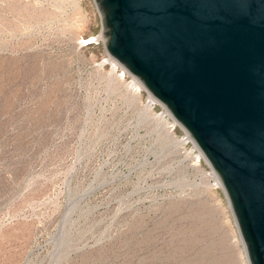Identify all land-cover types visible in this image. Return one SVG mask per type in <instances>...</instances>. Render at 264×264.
<instances>
[{
  "label": "rangeland",
  "instance_id": "1",
  "mask_svg": "<svg viewBox=\"0 0 264 264\" xmlns=\"http://www.w3.org/2000/svg\"><path fill=\"white\" fill-rule=\"evenodd\" d=\"M116 64L94 0H0V264H248L211 166Z\"/></svg>",
  "mask_w": 264,
  "mask_h": 264
},
{
  "label": "water",
  "instance_id": "2",
  "mask_svg": "<svg viewBox=\"0 0 264 264\" xmlns=\"http://www.w3.org/2000/svg\"><path fill=\"white\" fill-rule=\"evenodd\" d=\"M94 2L107 54L188 133L264 264V0Z\"/></svg>",
  "mask_w": 264,
  "mask_h": 264
},
{
  "label": "bare ground",
  "instance_id": "3",
  "mask_svg": "<svg viewBox=\"0 0 264 264\" xmlns=\"http://www.w3.org/2000/svg\"><path fill=\"white\" fill-rule=\"evenodd\" d=\"M112 59V58H111ZM117 64V66L119 65V66H121L118 62H116ZM113 65V64H112ZM122 68H123V70H125L126 72H128L123 66H121ZM114 69H115V67H114ZM123 70H122V72H123ZM129 73V72H128ZM131 87H133L135 90H137L138 92H139V90H140V88H142L143 87V85L133 76V80H132V83H131ZM150 96V100H149V102L147 103V105L145 106V108H146V110H150V106H151V104L150 103H152L153 101L154 102H157V99L156 98H154L152 95H149ZM162 110H164V113H166L169 117H171L172 118V120H171V122H170V124H168L167 122V118H165V117H163V115H159L158 116V119L160 120H158L160 123H161V125L163 126V128H166V126L168 127V129L170 130V128H171V126L170 125H172V124H174L175 122H176V120L171 116V114L165 109V107L163 106L162 107ZM163 121H164V123H163ZM163 124H165L166 126H164ZM170 132V131H169ZM181 138H184V141H186V140H191V138H190V136L188 135V133L186 132V134H185V137H181ZM179 143L180 142H182V141H178ZM191 142H192V148H195L196 149V151L198 150V153L195 155V157H196V159L198 160V158H200V157H204L202 154H201V152L199 151V149L198 148H196L195 147V144H194V142L191 140ZM194 157V156H193ZM194 157V158H195ZM212 173H213V175L212 176H210L209 177V179L210 180H212V181H215V180H217V181H219V179H218V177H217V175L215 174V172L213 171V169H212ZM206 176H208V175H206ZM210 182V181H209ZM220 182V181H219Z\"/></svg>",
  "mask_w": 264,
  "mask_h": 264
},
{
  "label": "built area",
  "instance_id": "4",
  "mask_svg": "<svg viewBox=\"0 0 264 264\" xmlns=\"http://www.w3.org/2000/svg\"><path fill=\"white\" fill-rule=\"evenodd\" d=\"M168 119H170V122H171V120H172V118L171 117H167ZM170 122L168 123V124H170ZM177 124H179L177 121L172 125V127H171V129H173L174 128V126L175 125H177ZM179 126H180V124H179ZM185 131V130H184ZM186 134V131L184 132V135ZM191 141V140H190Z\"/></svg>",
  "mask_w": 264,
  "mask_h": 264
}]
</instances>
